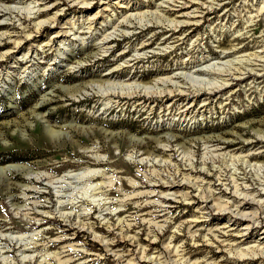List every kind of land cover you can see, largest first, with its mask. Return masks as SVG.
<instances>
[{"label":"rangeland","instance_id":"obj_1","mask_svg":"<svg viewBox=\"0 0 264 264\" xmlns=\"http://www.w3.org/2000/svg\"><path fill=\"white\" fill-rule=\"evenodd\" d=\"M263 186L264 0H0L6 264H264Z\"/></svg>","mask_w":264,"mask_h":264},{"label":"bare ground","instance_id":"obj_2","mask_svg":"<svg viewBox=\"0 0 264 264\" xmlns=\"http://www.w3.org/2000/svg\"><path fill=\"white\" fill-rule=\"evenodd\" d=\"M72 1V0H71ZM175 1H177V0H175ZM191 2H196V0L194 1V0H190ZM86 2V1H85ZM185 2V1H184ZM203 2V1H202ZM186 3V2H185ZM204 3V2H203ZM261 5V4H260ZM183 4H180V8L182 9L183 8ZM186 6H188V5H186ZM189 6H191V5H189ZM45 7H48V5H45L44 6V8ZM51 7V6H50ZM106 7V6H105ZM260 7V6H259ZM43 8V9H44ZM47 9V8H46ZM6 10V9H5ZM146 10V9H145ZM192 10H194L195 11V9H193L192 8ZM97 11V10H96ZM182 11V10H181ZM190 10L188 9V10H185V11H182L179 15H186V16H196V13L194 14V13H191V12H189ZM153 13H154V11H153ZM204 13V12H203ZM129 16V15H128ZM94 17V16H93ZM125 17V16H124ZM171 21V20H170ZM174 21V20H173ZM174 22H176V24L177 25H179V24H181V23H184V22H186V23H189V22H191V21H189V19H184V20H180V19H177V20H175ZM119 23V22H118ZM120 24H122V22L120 23ZM125 24V23H124ZM171 24V23H170ZM116 25V24H115ZM119 25V24H118ZM176 25V26H177ZM87 26V25H86ZM91 26V25H90ZM128 26V25H127ZM62 27H64V26H62ZM74 27V26H73ZM114 28H115V26H114ZM76 31V30H75ZM69 32V29H60V30H57L56 31V33L54 32V37L55 36H60L61 34H64V35H66V34H69L68 33ZM110 35H112V33H111V31L110 32H107L102 38H101V40H100V45H101V47H103V48H105V49H107L109 46H110V41H111V37H110ZM51 37V36H50ZM78 38H79V36H78ZM99 39V38H98ZM14 41V40H13ZM17 41V40H16ZM98 41V40H97ZM94 52V51H93ZM249 54V53H248ZM96 55V54H95ZM138 55V54H137ZM28 57V56H27ZM27 57H25V58H27ZM261 57V56H260ZM248 59V58H247ZM26 60H28V59H26ZM230 61V60H229ZM225 62V61H224ZM209 65V64H208ZM212 65V64H211ZM199 66H201V65H199ZM215 66V65H214ZM205 67H208V66H205ZM217 67V66H216ZM219 67H217V69H218ZM209 69V68H208ZM214 69V68H213ZM220 69H222L221 67H220ZM230 69V68H229ZM230 71V70H229ZM221 72H223V71H221ZM243 72V71H242ZM182 73V72H181ZM231 73V72H230ZM103 74H109V70L108 71H106L105 73H103ZM192 75V74H191ZM233 75V74H232ZM185 76V75H184ZM168 77V76H167ZM235 77V76H234ZM203 78V77H202ZM202 78H200V79H202ZM165 79V81L167 80V79H169V77L168 78H164ZM187 79H189V78H187ZM193 79V78H192ZM195 79H197V78H195ZM199 79V78H198ZM172 80V79H171ZM178 80V79H177ZM158 81V80H157ZM162 81H164L163 79H162ZM191 81V80H190ZM193 81V80H192ZM191 81V82H192ZM201 81V80H200ZM199 81V82H200ZM110 82V81H109ZM140 82V81H139ZM156 82V81H155ZM154 82V83H155ZM161 82V81H160ZM210 82V81H209ZM223 82V81H222ZM227 82V81H226ZM225 82V83H226ZM134 83V82H133ZM178 84H179V82H177ZM190 83V82H189ZM206 83H207V81H206ZM205 83V84H206ZM212 83H213V81H212ZM218 83V82H217ZM174 84V83H173ZM148 85V84H147ZM156 85V84H155ZM171 85V84H170ZM194 85V84H193ZM198 85V84H197ZM200 85V84H199ZM202 85V84H201ZM208 85V84H207ZM221 85H223L224 86V84H222L221 83ZM220 85V86H221ZM158 86V85H157ZM212 86V85H211ZM134 87V86H133ZM163 87V86H162ZM202 87V86H201ZM215 87H217V85L215 86ZM214 87V88H215ZM125 88H127V87H125ZM195 88V87H194ZM153 89V88H152ZM172 89V88H171ZM180 89H182V88H180ZM198 89V88H197ZM209 89V88H208ZM134 90L136 91H138V90H142V87L140 88L139 87V85L137 84V85H135V87H134ZM133 90V91H134ZM182 90H184V89H182ZM181 90V91H182ZM189 90V92L191 91L190 89H188ZM187 90V91H188ZM199 90H200V88H199ZM211 90V89H210ZM218 90V89H217ZM165 91V90H164ZM178 91H179V88H178ZM213 91V90H212ZM141 92V91H140ZM143 92V91H142ZM162 92V91H161ZM186 92V91H185ZM192 92V91H191ZM115 93V91L113 90V91H110L109 92V94L111 95V94H114ZM131 93V92H130ZM133 93V92H132ZM131 93V94H132ZM136 93V92H135ZM154 93V92H153ZM166 93V92H165ZM168 93V95H169V93L170 92H167ZM182 94V93H181ZM174 95V94H173ZM132 96V95H131ZM139 96V95H138ZM207 101V100H206ZM110 102V101H109ZM146 104V103H145ZM41 105H42V103H41ZM189 105V104H188ZM186 106V105H185ZM196 107V106H195ZM189 107H185V109H183V110H187ZM183 112V111H182ZM184 113V112H183ZM158 137V136H157ZM131 142V141H130ZM176 143V142H175ZM160 144V143H159ZM169 145V144H168ZM145 147V146H144ZM175 147V146H174ZM167 149V148H166ZM151 152V151H150ZM150 154V153H149ZM11 168V166L10 165H5V167H3V169H10ZM80 174V173H79ZM74 175V174H73ZM81 175V174H80ZM79 175V176H80ZM85 175V174H84ZM30 176V175H29ZM75 176H76V174H75ZM83 176V175H82ZM80 178H81V176H80ZM70 179V178H69ZM78 179V178H77ZM62 180V179H61ZM168 181V180H167ZM163 182V181H162ZM175 181L174 180H171V182H170V184L171 185H175V184H177V182L178 181H176V183H174ZM188 182V181H187ZM234 185V184H233ZM237 187V186H236ZM245 187V186H244ZM262 187V186H261ZM264 187V186H263ZM65 188V187H64ZM262 189V188H261ZM60 190V189H59ZM153 190H150V191H148L149 193H151ZM208 191V190H207ZM210 191V190H209ZM240 191V190H239ZM172 192V191H171ZM186 193V192H185ZM261 193L262 194H264V191H261ZM161 194V195H160ZM159 195L162 197V199H161V201H160V203H159V206H164V207H162V209H166L167 207H166V205H167V203L168 202H170V200H169V198L167 197V192L164 194V193H160ZM202 194V193H201ZM203 194H204V192H203ZM237 194V193H236ZM243 194V193H242ZM144 195V194H143ZM173 195V194H172ZM207 195V194H206ZM188 196V195H187ZM186 196V197H187ZM209 195H207V196H205L204 198L205 199H207V197H208ZM249 197V195H247L246 193L245 194H243V195H241V197H239V200H237L239 203L237 204V205H235V203H231V204H229V203H223L224 204V206L222 207V208H225V209H228V210H232V207L235 205L236 206V209H234V210H232L235 214H238V215H240V217H243V215H244V217H246V216H248L249 217V219H253V220H257V218H258V215H257V210H252V211H246V210H241L239 207H238V205H243L244 203H246V197ZM160 197V198H161ZM210 197V196H209ZM159 198V199H160ZM249 198H253V196H251L250 195V197ZM246 199V200H245ZM259 199H261L262 200V198L260 197ZM257 200V202H260L261 200ZM254 200V199H253ZM228 201V200H227ZM235 201V200H234ZM263 203H261V204H259V208H261V209H263V206H264V198H263ZM59 202H60V200H59ZM214 202V201H213ZM217 202V201H216ZM213 203V204H215L216 206V208L217 209H220L221 210V207L217 204V203ZM219 202V201H218ZM73 203V202H72ZM87 204V203H86ZM222 203H221V205H223ZM233 205V206H232ZM108 206V205H107ZM232 206V207H231ZM71 207V206H70ZM81 210V209H80ZM161 210V209H160ZM264 211V209L262 210V212ZM64 212V211H63ZM69 212V211H68ZM83 212V211H82ZM164 212V211H163ZM35 213V212H34ZM264 216V215H263ZM64 219V218H63ZM107 219V218H106ZM77 221V220H76ZM79 221V220H78ZM89 222V221H88ZM101 222V221H100ZM119 222H120V220H119ZM120 224V223H119ZM68 225V224H67ZM158 225H159V223H158ZM160 226V225H159ZM90 229V228H89ZM119 235V234H118ZM34 236V235H33ZM126 236H128V235H126ZM125 236V237H126ZM11 240H13L14 239V237L15 236H13V235H9L8 236ZM122 237H123V235H122ZM137 237V234L135 235H132L131 237H126V238H128V239H130V241L132 242L133 240H132V238H136ZM173 238V237H172ZM26 239V238H25ZM19 240V239H18ZM135 240V239H134ZM30 243V242H29ZM111 244H113L111 241L110 242H108V243H106L105 245L106 246H110V248H112L113 247V245H111ZM135 244V243H134ZM169 244V243H168ZM170 244H171V242H170ZM116 245V244H115ZM7 246V245H6ZM4 245H1L0 246V261L3 263V264H6V257L7 256H5V255H3V253L4 252H6L7 251V249H4ZM166 247H168L169 248V245H166ZM109 248V247H108ZM109 248V249H110ZM88 249V248H87ZM167 249V248H166ZM170 249V248H169ZM78 250H80V249H78ZM82 250H84L83 248H82ZM176 250V249H175ZM236 250V249H235ZM239 250V249H238ZM87 251V250H86ZM247 252H245L244 251V253H241L240 255H245V254H248V251H250L251 252V255L252 256H256V255H258V256H263L264 257V248H263V245L262 246H251L249 249H247L246 250ZM77 252V251H76ZM231 252V251H230ZM241 252H243V251H241ZM249 252V253H250ZM79 253H83V251H78V254ZM88 253V252H87ZM87 253L86 254H84L86 257L85 258H87ZM114 254H115V261L117 262V263H119V264H134L135 262H136V260H132V258H130L129 256H128V258H125L124 257V254L120 251H114ZM113 254V255H114ZM83 255V254H82ZM159 255V254H158ZM164 255V254H163ZM239 255V256H240ZM24 257L26 256V255H23ZM139 256H141V257H143V256H146V254L144 253V251L141 249V252H140V255ZM257 256V257H258ZM161 257V256H160ZM175 257V256H174ZM21 258V257H20ZM125 258V259H124ZM148 259L147 260H150V261H153V263H155V264H162L164 261H162V263H160V260L161 259H159V256L157 257V255H155V256H152V255H150V256H148L147 257ZM176 258V257H175ZM246 259V258H245ZM22 260V259H21ZM166 260V259H165ZM85 261H86V259H85ZM233 262V261H232ZM115 263V262H114ZM166 263H167V261H166ZM194 263H195V261H194ZM46 264V263H45ZM116 264V263H115ZM190 264H191V262H190ZM214 264H219L218 262H216L215 261V263ZM221 264V263H220ZM225 264V263H224Z\"/></svg>","mask_w":264,"mask_h":264}]
</instances>
